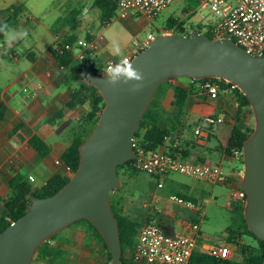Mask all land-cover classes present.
Returning <instances> with one entry per match:
<instances>
[{"label": "crops", "instance_id": "1", "mask_svg": "<svg viewBox=\"0 0 264 264\" xmlns=\"http://www.w3.org/2000/svg\"><path fill=\"white\" fill-rule=\"evenodd\" d=\"M112 1L115 6V0ZM10 8L21 9L18 24L13 28L27 29L28 38L27 46L23 43L8 45L4 38L1 41L0 102L5 106V113L0 120V218L7 215L5 202L11 196L10 180L15 175L23 176L31 190L37 192L53 177L70 178L72 174L63 162L62 155L81 134L80 124L86 115V109L67 107L75 80L69 74L70 69L61 68L52 51L70 39L75 46L86 40L97 46V49L90 50V56L100 63L119 59L109 49L110 39L116 36L115 32L111 33V37L106 34L110 20L116 16L115 9L114 16L104 20L95 0H0V21L5 18L1 12ZM135 15L140 16L131 12L125 18H116L126 20ZM94 25L98 27L95 28ZM123 50L125 55L131 48L125 45ZM103 54L107 56L101 62ZM173 87L189 91L185 114L159 149L171 152L172 145L176 143L184 160L222 167L229 175V181L215 186L228 191L235 189L242 178L239 174L242 169L239 168L237 156L225 153V146L231 127L248 125L250 114L243 109L236 120L239 110L235 95L224 85H221L218 97L210 99L198 83H191L187 78L168 81L160 101L165 113L172 109ZM215 116H222L224 123L216 124L206 140H198L194 135L195 127L204 126L207 118ZM187 124H192L191 132L186 131ZM33 136L47 145V155L41 156L31 147L29 139ZM56 161L59 163L56 164ZM181 188L182 197L188 198L185 200L193 203L197 200L199 190L194 183L185 184ZM147 196L150 201L148 208H144L143 204L146 203H143L138 212L129 202L114 193L117 212L139 225L153 221L166 234H189V223L197 222L187 220L186 216L203 217V212L198 207L187 208L154 191L147 193ZM179 215L184 219L175 222ZM64 238L68 245L55 239L43 244V249L35 253L31 264H76L79 261L76 248L79 242L86 245L87 253L96 264L108 262L103 244L93 237L85 225L74 228ZM226 246L229 247L228 258L238 260V252L228 243ZM197 249L207 250L202 234ZM69 250H74V254L69 255ZM98 254L102 258L100 263L96 259ZM126 255L129 256L130 253L127 252Z\"/></svg>", "mask_w": 264, "mask_h": 264}, {"label": "water", "instance_id": "2", "mask_svg": "<svg viewBox=\"0 0 264 264\" xmlns=\"http://www.w3.org/2000/svg\"><path fill=\"white\" fill-rule=\"evenodd\" d=\"M130 61L143 75L137 91L132 90L136 81L112 84L103 74L84 73V81L100 92L104 107L79 146L78 167L53 195L32 197L28 211L0 232V264H31L44 243L80 220L100 234L111 264H121L118 219L109 194L121 186L117 167L133 158L134 135L158 87L173 78L221 79L247 98L254 129L241 148L239 187L245 193L247 228L264 242V55L248 53L232 38H211L193 30L188 36L160 34Z\"/></svg>", "mask_w": 264, "mask_h": 264}, {"label": "built area", "instance_id": "3", "mask_svg": "<svg viewBox=\"0 0 264 264\" xmlns=\"http://www.w3.org/2000/svg\"><path fill=\"white\" fill-rule=\"evenodd\" d=\"M176 0H115V14L120 18H125L129 13L138 14L149 21L156 19L166 8ZM201 7L209 9L213 23L209 27L211 38H232L237 45L244 48L248 53L255 56L264 55V0H201ZM181 22L177 21L171 27L166 26L158 30V34H178ZM200 24V23H199ZM185 32H188L186 25H182ZM192 29V28H189ZM193 30H191L192 32ZM182 35V34H180ZM156 37L149 33L145 39L133 41L130 46L131 51L124 55L129 61L139 51L145 49L150 41ZM97 49L91 41L84 40L77 46L63 44L57 48V53L71 51L74 59L82 61L90 56V50ZM1 59V50H0ZM118 59H111L98 65V73L106 76V67L109 63L116 62ZM61 68L64 67L61 65ZM191 83H198L210 99L218 97L221 85H224L231 93H235L236 86L218 79L217 81L189 79ZM238 90V89H237ZM222 116L209 117L205 120V125H199L194 129L195 137L206 140L216 124L224 123ZM168 137L165 138V140ZM134 155L132 167L152 176L162 177L170 173H179L191 178L205 181L216 185L221 182H228L229 175L222 167L207 163H193L184 160L180 153V147L174 143L172 151L147 150L142 146L133 144ZM239 151H234L233 156H239ZM56 164L59 161L55 162ZM68 170L69 167H67ZM243 175V171L239 173ZM161 186V185H160ZM170 201L183 205L187 208H196L195 204L189 200H184L176 195L169 196ZM245 202V193L236 187L231 189L227 195L226 206L234 208ZM148 208L147 204H143ZM190 233L166 234L160 226L147 221L138 230L136 242L131 254L132 264H189L193 253L198 250L197 244L201 237L198 223H189ZM48 240L46 243H49ZM212 257L227 259L229 247L214 246L205 251ZM238 261V260H233Z\"/></svg>", "mask_w": 264, "mask_h": 264}, {"label": "trees", "instance_id": "4", "mask_svg": "<svg viewBox=\"0 0 264 264\" xmlns=\"http://www.w3.org/2000/svg\"><path fill=\"white\" fill-rule=\"evenodd\" d=\"M95 5L102 11V18L107 20L114 16V3L112 0H95ZM20 8H10L2 11L1 13L5 16L2 22H7L11 27H16L18 24V14L20 13ZM177 21L175 19H170L167 23L168 27H171ZM183 23L180 24L178 34L188 35L185 29L182 27ZM197 28H200L199 26ZM206 35L212 37L211 33L207 31ZM3 35L0 34V45L3 40ZM74 45L72 39L62 43ZM60 45V46H61ZM59 46V47H60ZM1 50V46H0ZM53 56L56 61L62 65L66 70L70 69L69 74L75 80V86L73 87L71 98L67 103V107L70 109L77 107H84L86 109V115L82 120L81 134L78 135L71 143V145L64 151L62 155V160L70 171L73 173L79 164V146L88 138L91 134L93 128L95 127L100 113L104 107V102L102 96L98 89L87 84L84 79V73H98L99 60L95 57H86L82 61H77L74 59L73 53L70 51H63V53H57V50L52 51ZM264 54V53H263ZM72 71V72H71ZM208 79L199 80L200 82L206 81ZM210 80L217 81L218 79L210 78ZM168 86V81L160 85L156 91V94L149 105L147 111L143 115L140 126L134 135L133 143L138 146H142L147 150H157L165 142V138L168 137L177 123H180L181 119L185 114V103L189 95V91L181 87H173V101L171 103L172 109L169 113H165L160 105L162 96L165 93V89ZM235 100L238 104V114L236 115V120L239 119V115L243 109L247 110L251 116V121L244 127H239L238 125H233L230 129V133L225 146V153L227 155H232L234 151H239L238 156L240 163L243 165L241 148L243 142L249 137L254 129V119L251 111L250 104L247 98L236 89ZM5 113V106L0 102V120H2ZM92 128L91 131L85 136L82 135L86 132L88 128ZM29 144L31 147L39 153L41 156H45L48 153L47 145L37 136H33L29 139ZM130 169L132 171H137L132 167V160L129 162L119 165L117 171L123 169ZM69 178H61L59 176L53 177L47 184H45L41 190L33 192L27 183L26 179L21 175H15L10 180L11 196L9 200L5 202V207L7 210V215L0 218V232L3 231L11 222L17 220L22 215H24L31 206L32 197H48L56 193L62 186L68 182ZM115 193V190L111 194ZM0 197V201H1ZM111 201V200H110ZM112 209L114 215L118 219L119 232H120V242L122 248L121 264H132L131 254L136 242L137 233L141 225L134 223L125 216L120 215L117 212L116 202L111 201ZM243 206H235L233 209L239 212L240 215V225L233 229H227L226 241L227 243L233 244L240 251V260L233 261L227 259H218L210 256L203 250H196L189 264H261L264 261V242L259 240L253 233H251L247 228V223L243 217ZM76 223H82L86 228L92 233L98 241H100L105 250L108 262L106 264H111V257L108 249L97 230L92 226L87 220H80ZM242 235H246L254 240V243H242ZM54 239L52 236L50 240ZM46 243H44L45 245ZM42 245L38 250L41 251L44 247ZM130 255H126V253Z\"/></svg>", "mask_w": 264, "mask_h": 264}, {"label": "rangeland", "instance_id": "5", "mask_svg": "<svg viewBox=\"0 0 264 264\" xmlns=\"http://www.w3.org/2000/svg\"><path fill=\"white\" fill-rule=\"evenodd\" d=\"M200 1L201 0H176L156 19L151 21V23L145 18L136 15L134 17L130 16L126 20H120L116 18V13V16L110 20L106 32L107 36L110 37L112 32H115L116 34V36L111 37V39L108 37L110 39L109 49L113 52V45L118 44L124 54L123 47L125 45H128L129 47L132 46L135 39L143 40L148 33L158 36V30L165 28L170 19H175L188 26V35L191 33V30H197L199 33L205 34L213 23V17L209 9L201 7ZM198 26L200 28H197ZM93 27L96 28L98 26L94 25ZM106 56L107 55L103 54L101 62L105 61ZM180 79L186 80V78ZM191 125L192 124L185 125L186 131L191 132ZM91 129L92 128L89 127L82 137H85ZM239 168L242 169V171L244 169L241 163H239ZM117 173L121 186L119 189L115 190V194L121 196L125 202H129V204H131L138 212L143 203H146L147 205L150 204V201L147 199V193L150 191H154L159 196H165L166 198L171 195H176L185 200L188 198L182 197L183 193L181 187L185 184L194 183L199 190L196 194L198 197L194 204L203 212V217L187 215L186 219L199 224L200 232L207 245V249L214 246H226L227 229H235L240 225L241 220L239 212L226 206V198L229 191L220 186L199 182L179 173H170L158 177L144 172L132 171L127 168L123 170L119 169ZM109 197L110 200L114 202V194H111L110 192ZM181 218H183V216L179 215L175 219V222H178V219ZM82 225V223H74L54 235V239L59 243L63 242L67 244V240L64 238L65 234H68L74 228ZM176 226L179 228V225ZM241 242L254 243V240L246 235H242ZM228 244L238 252L239 261L241 256L240 251L233 244ZM76 248L78 249L77 259H79L76 264H96V261L90 257L89 253H87L86 245H84L83 242H79ZM74 252V250H69L68 254L73 255ZM96 259L99 263L101 262L102 258L100 254H98Z\"/></svg>", "mask_w": 264, "mask_h": 264}, {"label": "clouds", "instance_id": "6", "mask_svg": "<svg viewBox=\"0 0 264 264\" xmlns=\"http://www.w3.org/2000/svg\"><path fill=\"white\" fill-rule=\"evenodd\" d=\"M0 34L4 37V42L8 45L23 43L27 46L28 30L25 28H13L7 22L0 21ZM2 46V45H0ZM114 56L119 57L116 62L109 63L106 67V79L109 83L128 84L130 81H136L132 86L133 91L142 87L143 75L132 66V62L124 58L122 49L118 44L113 45Z\"/></svg>", "mask_w": 264, "mask_h": 264}]
</instances>
